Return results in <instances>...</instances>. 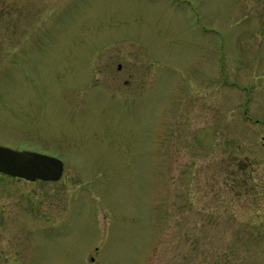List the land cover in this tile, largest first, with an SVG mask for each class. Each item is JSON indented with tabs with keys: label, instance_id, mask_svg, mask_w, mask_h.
I'll return each mask as SVG.
<instances>
[{
	"label": "rangeland",
	"instance_id": "obj_1",
	"mask_svg": "<svg viewBox=\"0 0 264 264\" xmlns=\"http://www.w3.org/2000/svg\"><path fill=\"white\" fill-rule=\"evenodd\" d=\"M12 2L0 264H264V0Z\"/></svg>",
	"mask_w": 264,
	"mask_h": 264
},
{
	"label": "water",
	"instance_id": "obj_2",
	"mask_svg": "<svg viewBox=\"0 0 264 264\" xmlns=\"http://www.w3.org/2000/svg\"><path fill=\"white\" fill-rule=\"evenodd\" d=\"M63 168V161L57 156L0 145L1 174L27 181H56Z\"/></svg>",
	"mask_w": 264,
	"mask_h": 264
},
{
	"label": "trees",
	"instance_id": "obj_3",
	"mask_svg": "<svg viewBox=\"0 0 264 264\" xmlns=\"http://www.w3.org/2000/svg\"><path fill=\"white\" fill-rule=\"evenodd\" d=\"M10 6H12V7H10ZM13 6H15V7H13ZM18 9H19L18 5L16 3L12 2L9 4V6L7 8L5 6L1 7L0 8V14L10 15V14L15 13V12L17 14H20L22 11L20 9H19L20 11H18Z\"/></svg>",
	"mask_w": 264,
	"mask_h": 264
},
{
	"label": "flooded vegetation",
	"instance_id": "obj_4",
	"mask_svg": "<svg viewBox=\"0 0 264 264\" xmlns=\"http://www.w3.org/2000/svg\"><path fill=\"white\" fill-rule=\"evenodd\" d=\"M96 251H98V248L95 247ZM90 261L94 262L95 255H89Z\"/></svg>",
	"mask_w": 264,
	"mask_h": 264
}]
</instances>
